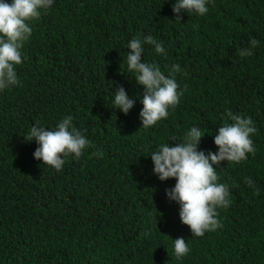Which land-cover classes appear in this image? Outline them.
<instances>
[{"label": "trees", "instance_id": "trees-1", "mask_svg": "<svg viewBox=\"0 0 264 264\" xmlns=\"http://www.w3.org/2000/svg\"><path fill=\"white\" fill-rule=\"evenodd\" d=\"M175 2L54 0L29 21L21 84L0 91V264H264V0H211L206 15L182 10L181 20ZM147 35L167 56L145 44L143 61L166 75L179 64L187 90L167 118L143 128L144 86L126 57L128 42ZM252 38L254 54L237 55ZM120 86L135 100L128 114L113 106ZM226 109L252 117L256 154L214 165L232 203L218 209L222 228L192 236L166 195L176 179L161 181L150 154L193 126L205 132L199 150L218 152ZM66 115L95 147L57 171L24 137L37 121L52 129ZM180 237L191 251L177 259Z\"/></svg>", "mask_w": 264, "mask_h": 264}, {"label": "clouds", "instance_id": "clouds-1", "mask_svg": "<svg viewBox=\"0 0 264 264\" xmlns=\"http://www.w3.org/2000/svg\"><path fill=\"white\" fill-rule=\"evenodd\" d=\"M211 0H176L173 11L176 19L181 20L182 10L203 16L209 12ZM54 0H0V91L21 84L16 66L23 63L22 49L32 35L33 28L29 21L38 19L41 10L49 9ZM198 27V25H194ZM259 41L252 38L249 48H240V57L252 56L253 49ZM152 45L155 52L165 57L167 52L163 41L147 35L143 39L133 37L127 44V72L135 74L138 84L144 86L143 108L140 112L142 127L149 128L161 119L169 116L170 110H175L181 97L187 90L180 88L176 73L181 72L179 64L171 66L166 75L157 63L144 62L142 57L144 45ZM135 100L128 96L123 86L116 88L113 106L125 114L133 108ZM86 131V130H85ZM251 116L234 113L226 109L223 124L215 135L214 143L218 152L199 150L201 138L204 137L199 127L193 126L180 142L172 145L162 143L158 150L150 156L154 163L153 172L161 181L175 178L174 187L166 189L170 201L180 205L181 222L190 227L192 236L203 237L205 232L216 231L223 227L218 209L227 208L232 203L231 187L222 183L217 173V167L222 161L240 163L248 158L249 153L256 154L254 141L251 138L256 132ZM26 141L35 140L38 147L34 157L43 164L60 171L69 157L79 160L85 149L95 147L86 137L84 131L73 123L71 115L64 116L55 128L49 129L37 121L24 137ZM92 155L103 157V151L98 150ZM245 183L254 189V195H259V188L250 177H245ZM191 251L183 237L174 240V256L179 259Z\"/></svg>", "mask_w": 264, "mask_h": 264}]
</instances>
